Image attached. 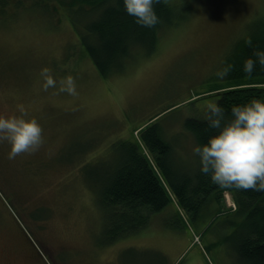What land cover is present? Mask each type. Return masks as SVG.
I'll use <instances>...</instances> for the list:
<instances>
[{"label": "rangeland", "instance_id": "rangeland-1", "mask_svg": "<svg viewBox=\"0 0 264 264\" xmlns=\"http://www.w3.org/2000/svg\"><path fill=\"white\" fill-rule=\"evenodd\" d=\"M168 2L181 16L153 51L104 77L82 51L70 0H0V114L35 117L44 136L38 150L11 159L0 140V264H232L222 238L231 229L224 218L237 210L233 195L199 198L193 217L143 146L172 200L113 244L103 231L95 195L121 158L119 142L140 140L147 124L164 131L177 172L197 175V143L182 121L202 118L207 102L234 83L215 71L264 16V0ZM45 68L57 82L48 88ZM68 75L76 94L60 90ZM249 81L264 84L259 77L238 82Z\"/></svg>", "mask_w": 264, "mask_h": 264}, {"label": "trees", "instance_id": "trees-1", "mask_svg": "<svg viewBox=\"0 0 264 264\" xmlns=\"http://www.w3.org/2000/svg\"><path fill=\"white\" fill-rule=\"evenodd\" d=\"M70 4L69 18L82 51L104 77L123 72L140 54H150L160 35L181 16L168 0H154L153 7L159 20L155 25L145 27L137 24L135 18L124 10L123 0H70ZM256 49H264V16L252 22L225 57L223 64L233 65L225 77L234 83L222 89L216 101L225 107L226 117L231 114L234 103H244L251 97L264 99V84L249 81L245 82L248 85H242L238 82L246 77L264 79V65L259 62L251 74L242 70L245 58L256 59ZM182 125L193 134L196 143L206 142L217 131L204 116L200 119L185 117ZM139 139L119 142L121 158L111 171L107 169L103 189L95 195L104 210L103 231L109 240L107 245L139 232L152 214L172 200L144 155L143 146L163 172L169 189L193 217L200 215L199 198L218 202L222 192H230L237 210L231 219L224 218L231 229L223 236L222 242L226 243L227 252L233 258L232 264H264V190L220 186L200 170L193 180L177 172L171 161L173 147L165 139L158 122L143 127ZM218 208L217 203L213 210L220 214Z\"/></svg>", "mask_w": 264, "mask_h": 264}, {"label": "clouds", "instance_id": "clouds-1", "mask_svg": "<svg viewBox=\"0 0 264 264\" xmlns=\"http://www.w3.org/2000/svg\"><path fill=\"white\" fill-rule=\"evenodd\" d=\"M154 0H123L124 10L145 27L155 25L159 17L153 7ZM250 40V38H249ZM255 57L245 58L242 70L251 74L257 62L264 65V49H256ZM231 63L217 68L215 75L225 77L232 69ZM45 75L44 88L57 82L52 75ZM61 91L76 94L74 77L68 75L61 82ZM204 119L217 131L206 142L193 144L192 152L198 157L199 170L220 186L237 189L264 190V99L251 97L241 104H232L230 115L217 101L205 106ZM20 111L25 109L21 106ZM0 140L9 144L8 157L15 158L22 152L38 150L44 141L43 128L35 117L0 114Z\"/></svg>", "mask_w": 264, "mask_h": 264}]
</instances>
